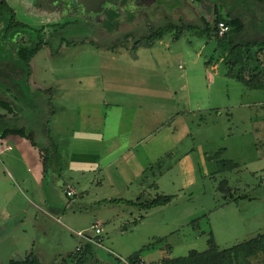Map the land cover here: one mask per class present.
Here are the masks:
<instances>
[{"label":"rangeland","instance_id":"obj_1","mask_svg":"<svg viewBox=\"0 0 264 264\" xmlns=\"http://www.w3.org/2000/svg\"><path fill=\"white\" fill-rule=\"evenodd\" d=\"M51 1L7 0V17L17 25L5 38L0 33V62L16 44L8 36L28 33L31 43H46L30 62L28 89L19 87L22 77L10 91V82L0 79V101L10 102L8 110L0 106V123L24 128L34 143L0 138V264L30 253L38 264H55L85 245L77 233L92 236L96 225L103 248L93 246L87 264H123L120 259L149 244L141 252L144 264L208 248L210 260L215 247L226 251L227 261L261 251L252 261L264 264V92L227 77L215 42L191 33L177 41L168 34L138 49L136 60L130 55L132 43L150 31L212 24L214 10L222 17L233 10L244 21L241 40L259 39L264 5L116 0L121 8L112 20L116 11L106 0H77L76 7ZM141 123L144 131H133ZM84 128L107 140H125L131 131L144 135L150 166L142 174L135 165L137 176L125 188L123 170L132 153L107 166L110 154H122L121 141L107 151L111 143L73 133ZM49 129L60 143L57 164L45 151ZM100 159L102 170L93 172ZM67 183L77 196H66ZM161 196L172 197L171 203L151 210L137 205L138 197L145 203Z\"/></svg>","mask_w":264,"mask_h":264},{"label":"trees","instance_id":"obj_2","mask_svg":"<svg viewBox=\"0 0 264 264\" xmlns=\"http://www.w3.org/2000/svg\"><path fill=\"white\" fill-rule=\"evenodd\" d=\"M248 1V0H247ZM257 4L264 5V0H250ZM8 4L4 1L0 3V33L3 34V38L6 33L12 28L14 29L13 18L7 17L10 13ZM233 10L228 11L225 17H222L217 10H214V20L212 24H208L203 21L201 24H167V26L152 30L148 35L143 36L135 40L130 48V55L133 60L137 59L136 51L140 48L149 49L155 42L163 40L168 34L172 35L174 41L179 40L186 33L204 38L208 42L214 41L216 44V50L219 52V59L226 69V75L229 78L236 80L249 90L263 91L264 92V36L259 39L241 40L240 36L245 30L244 21L233 14ZM118 16V10L110 15L113 20ZM115 21V20H114ZM224 24L228 27V31L223 36H218V25ZM106 26V25H105ZM10 43V38L8 36ZM63 43V42H62ZM61 43V44H62ZM29 46H8V51L3 55V61L0 62V79L10 82L6 83L7 90L16 87V79L22 77L23 80L18 83L19 87L27 88V78L30 77V62L35 55L42 49L46 43L42 41L31 43ZM12 60V61H11ZM218 62V61H217ZM210 65L211 62H206ZM18 76V77H17ZM16 78V79H15ZM20 81V80H19ZM21 87V88H23ZM22 91V90H19ZM4 99V98H3ZM0 101V106L8 110L10 108V102L7 99ZM2 121V116L0 117ZM5 127V126H4ZM48 146L45 151L49 155L54 157V161L59 160L60 152L58 145L52 138L50 131L47 130ZM8 135L20 136L28 139L32 145H34L31 137V133H27L24 128H3V123H0V138H5ZM57 159V160H56ZM44 169L46 164L43 162ZM172 201L170 196L155 197L149 202L138 203L144 210H151L157 207L168 205ZM130 205H136L131 202H127ZM263 238L258 237L255 242ZM211 241H208V247L212 246ZM264 245V243H263ZM152 245H148L142 248V250L135 252L127 258V261L131 264H136L141 260V252L145 249L151 248ZM170 250V248L166 247ZM215 249V258L208 260L206 255L211 253V249L208 248L202 253L192 252L185 258L170 259L165 258L161 260L160 264H249L250 259H254L261 251L250 250L244 254L245 258L235 257L228 261L224 259L223 255L226 251H219ZM93 256V246L85 244L80 246L79 251L76 254H68L64 259H55V264H87L89 259ZM249 261V262H248ZM264 261V258L262 259ZM8 264H38L32 253L26 255L22 261H10ZM144 264V263H143Z\"/></svg>","mask_w":264,"mask_h":264},{"label":"crops","instance_id":"obj_3","mask_svg":"<svg viewBox=\"0 0 264 264\" xmlns=\"http://www.w3.org/2000/svg\"><path fill=\"white\" fill-rule=\"evenodd\" d=\"M105 106H108V105H105ZM119 107H115V109H118ZM95 110H92V112H94V113H97L99 110L97 109V108H94ZM104 114H105V112H104ZM105 117H106V115H105ZM122 117L124 118V119H126V118H128L127 116H126V113L124 112L123 114H122ZM140 126V125H139ZM144 128H145V126H144V123H141V128H137V129H135V130H133V131H135L136 133H140V132H142V131H144ZM49 131H50V134H51V130L49 129ZM91 131H94L93 129H91L90 130V132H89V130H87V129H85L84 128V130H81V131H77V132H73V133H76V135H82L83 137H85V139L86 138H95V137H97V141H99V144H106V143H111V147L110 148H107V151H112L116 146H118L116 143L117 142H119V141H121V148L122 149H118V151H122V154H120V156H118V157H115V158H113V155L112 154H110L107 158H111L110 160H109V162L106 164L107 166H110V164H115V162H119V161H121L123 158H124V156L126 157V156H128V155H130V153H132V155L130 156V158L128 159L129 161H130V165H129V163L127 164V165H125V167H126V169H125V171L123 170V172H124V174H126L125 175V188H127V184H130V183H132V181H134V178L137 176L136 175V172L137 171H134V166L135 165H137L138 167H140V166H142L141 167V172H142V174H144L145 173V168H146V166H150L149 164V158L150 157H148L146 154H145V151L144 150H142V149H144V148H142L143 147V144L145 143V139H144V135H138V134H136V133H134L133 131H131V133H132V135H130V133H129V137H125V140H117V137H115L114 139H109V140H107L106 138H104V136H103V134H93ZM134 135V136H133ZM51 136H52V138L55 140V138L53 137V135L51 134ZM74 139H72V140H70V141H73ZM55 142L57 143V145H58V149H59V145H60V143H58L56 140H55ZM120 146V145H119ZM152 146V145H151ZM151 146H150V148H148V153L147 154H149V155H151L152 154V151L154 152L155 150H154V148H156V146H155V144H154V146L151 148ZM6 151H9V147H7L6 148ZM61 152V151H60ZM158 153V152H157ZM61 157H62V155H61ZM106 158V159H107ZM105 160V159H104ZM103 160H101L100 159V161H96L95 163V171H93V172H97V170H102V168H100V162H102ZM129 161H127V162H129ZM55 163L57 164V161H55ZM123 166H124V164H123ZM123 166H122V168H123ZM141 172H140V174H141ZM84 177H86V174L85 173H87L86 171H82V172H80ZM98 175L96 174V177H97ZM97 179V178H96ZM68 186H71L72 188H73V190H74V193H75V196H77V194H76V187L72 184V183H67V184H65V191H66V188L68 187ZM154 187H155V185H154ZM143 196V193L139 196L140 198ZM137 198V201H139L140 202V198ZM39 200V199H38ZM36 202H38V204H41V202L40 201H36ZM138 202V203H139ZM43 203H45V202H43ZM131 203H133V202H131ZM171 203V202H170ZM169 203V204H170ZM166 206V205H165ZM161 207H163V206H161ZM219 251H221V250H219ZM223 251V250H222ZM192 252H195V251H190L189 253H188V255L190 254V253H192ZM200 253H202V252H200ZM134 254V253H133ZM111 255V254H110ZM187 255V256H188ZM187 256H184V257H170V259H178V258H185V257H187ZM166 258H168V257H166ZM116 259V258H115ZM163 259H165V258H162V259H160V260H158L157 262H156V264H160L159 262L161 261V260H163ZM249 262V261H248ZM255 263H257L256 261H255ZM249 264H254V261H252V259H250V262H249Z\"/></svg>","mask_w":264,"mask_h":264},{"label":"built area","instance_id":"obj_4","mask_svg":"<svg viewBox=\"0 0 264 264\" xmlns=\"http://www.w3.org/2000/svg\"><path fill=\"white\" fill-rule=\"evenodd\" d=\"M228 31V27L224 24H219L218 25V36H223L226 32ZM10 149V148H9ZM66 196L67 197H73L75 196V193H74V190L71 186H68L66 188V192H65ZM101 235V230L100 228L96 225L94 226V232H93V235L92 236H88V235H84L82 233H77L76 236L81 238L85 244H88V245H91V246H95V247H100V248H103L102 247V241L101 239L99 238V236ZM80 249V246L77 247L76 251H79ZM108 253H110L111 255H115L113 254L112 252L106 250ZM115 257L119 260L120 258L117 257L115 255ZM122 261L123 264H131L129 263L128 261H124L122 259H120ZM136 264H143L142 260H140L139 262H137Z\"/></svg>","mask_w":264,"mask_h":264},{"label":"flooded vegetation","instance_id":"obj_5","mask_svg":"<svg viewBox=\"0 0 264 264\" xmlns=\"http://www.w3.org/2000/svg\"><path fill=\"white\" fill-rule=\"evenodd\" d=\"M3 1L6 4H8L7 0H1L0 3H2ZM62 1H64V0H52L51 3L53 2V4L57 6V5H60ZM68 1H69V4L74 5V7L78 6L77 3L79 0L78 1L77 0H68ZM117 1L116 0H106V4L107 3L110 4L108 6V8L109 7L112 8V6H113L112 9H114L115 11H117V10L119 11V8H121V6L119 5V3ZM95 2H96V0H87L88 4L90 3L93 5ZM81 6H82V4L80 5V7ZM14 25H17V23L14 22ZM0 29H1V24H0ZM14 40L16 41V44L14 47L19 46V45L20 46H26L27 44H30L31 41H33V37H30L28 35V33H26V34L25 33H23V34L19 33L17 36H15V38L14 37L10 38V43H12ZM42 42L44 43V41H42Z\"/></svg>","mask_w":264,"mask_h":264},{"label":"water","instance_id":"obj_6","mask_svg":"<svg viewBox=\"0 0 264 264\" xmlns=\"http://www.w3.org/2000/svg\"><path fill=\"white\" fill-rule=\"evenodd\" d=\"M0 2H1V0H0Z\"/></svg>","mask_w":264,"mask_h":264}]
</instances>
